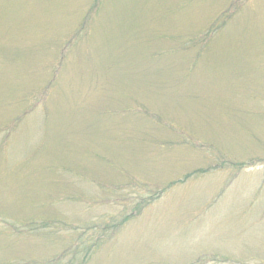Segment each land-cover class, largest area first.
I'll return each instance as SVG.
<instances>
[{
  "label": "rangeland",
  "instance_id": "rangeland-1",
  "mask_svg": "<svg viewBox=\"0 0 264 264\" xmlns=\"http://www.w3.org/2000/svg\"><path fill=\"white\" fill-rule=\"evenodd\" d=\"M0 264H264V0H0Z\"/></svg>",
  "mask_w": 264,
  "mask_h": 264
}]
</instances>
